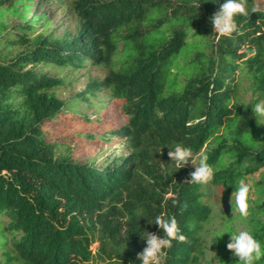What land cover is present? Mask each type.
Wrapping results in <instances>:
<instances>
[{"label":"trees","instance_id":"trees-1","mask_svg":"<svg viewBox=\"0 0 264 264\" xmlns=\"http://www.w3.org/2000/svg\"><path fill=\"white\" fill-rule=\"evenodd\" d=\"M221 3L74 0L81 20L75 33L60 36L57 27L47 28L52 19L37 15L0 35V252L7 264H142V233L163 235L150 222L160 214L175 217L187 237L173 241L162 264L197 261L198 233L212 208L203 185L188 182L195 168L177 169L170 160L177 143L207 155L215 170L211 183L229 195L245 178L252 211L264 210V126L252 109L264 100V14L237 16L239 32L221 37L210 22ZM254 3L248 0L249 8ZM170 24L165 42L143 41ZM16 45L24 48L7 58ZM103 65L111 69L102 81L66 101L54 89L68 77L43 71ZM245 78L253 93L247 108L239 99ZM103 87L129 117L112 131L126 138L127 153L101 164L73 160L58 151L57 139L73 124L102 125L75 107ZM98 225L102 242L111 239L115 246L108 253L101 247V263L91 247ZM255 226L253 235L264 246V222ZM224 259L236 264L232 253Z\"/></svg>","mask_w":264,"mask_h":264},{"label":"rangeland","instance_id":"rangeland-1","mask_svg":"<svg viewBox=\"0 0 264 264\" xmlns=\"http://www.w3.org/2000/svg\"><path fill=\"white\" fill-rule=\"evenodd\" d=\"M73 1L74 0H54L50 5L47 4L46 0L3 1L4 3H0V35L6 33V28L11 29L13 26L31 20L37 15H46L52 19L51 24L47 28L52 29L54 26L57 27L56 33L60 36L66 31L75 33L78 30L81 20L72 9ZM257 4L264 9V0H257ZM201 10H204V8ZM197 18H200V15H198ZM172 27V24L164 26L162 29L154 31L151 35L145 36L143 41L149 44L157 43L155 40L165 42L171 33ZM122 46L123 44L119 43V50H121L120 48ZM23 48L24 46L22 45L8 48L7 51H10V54L7 55V58L14 56ZM1 49L2 48H0V51ZM207 51H210V49L208 48ZM123 54L124 53L120 56L123 57ZM175 68L177 71L189 70L188 67L181 68L175 66ZM110 69V66L103 65L84 67L74 72L70 70V67L59 69L54 66H48L44 67L43 71H48L56 76L64 75L68 77L69 80H67L68 82L66 85L54 89L55 93L66 101L75 99L74 95L80 94L82 90L86 89L90 82L102 81L108 75ZM171 77L172 75H170L169 82L171 81ZM182 78L184 77L182 76ZM250 84L251 80L245 78L240 87L239 99L244 103H248L252 99L253 93ZM75 109L77 110L76 112L87 114L90 118L94 119V123L102 125H71L68 130L61 133L58 137L57 142L60 145L58 151H68L73 160L82 162L96 161L97 164H101L114 154L122 155L127 153L128 141L126 138L116 136L112 131L125 126L129 117L116 105V102L112 98V92L108 88L103 87V89L98 92L97 97L89 98L88 102L80 100ZM88 134H94V141L86 140ZM104 137L108 138L106 140L109 141L102 142L101 140ZM193 153L198 162L202 155V151ZM189 165L195 168V166L191 164V161ZM202 190L206 195L205 201L212 208V213L208 220L204 222L198 233L201 240L199 245L201 252L198 254V260L191 264H233L224 259L226 254L232 253L227 249V244L231 236V233L227 231L244 229L253 234L254 228L256 227L255 225L264 222V210L259 214H255L250 207V214L247 218H241L239 213L233 217L232 205L230 202L231 195L221 186L210 183L209 185H203ZM262 197L264 196L262 195ZM250 205L256 208L255 202H252ZM101 230L100 225L94 229V242L91 246L97 263H101L100 254H105L103 252L104 248H106V253H108L113 250L112 246L115 247L111 239L103 241L106 243L103 245ZM221 234L223 235L218 236ZM101 247H103V249H101ZM0 264H7L1 252Z\"/></svg>","mask_w":264,"mask_h":264},{"label":"clouds","instance_id":"clouds-1","mask_svg":"<svg viewBox=\"0 0 264 264\" xmlns=\"http://www.w3.org/2000/svg\"><path fill=\"white\" fill-rule=\"evenodd\" d=\"M252 13L264 14V9L255 3L249 8L248 0H223L219 10L214 12L210 17L213 32L221 37H231L240 30L236 17L250 18ZM242 105L245 108L248 107L246 103ZM252 109L257 125L264 126V100L254 104ZM170 149L168 156L177 169L187 166L190 161L195 166V170L190 173L191 180L188 181L189 183L209 185L214 180L215 170L208 163L207 155H201L197 162V158L191 147L177 143L174 147H170ZM234 186L235 190L231 193L230 201L233 217L239 213L241 218H247L250 214L249 200L252 185L245 178H240ZM183 207L186 208L187 205L185 204ZM150 222L158 225L163 235L150 231L142 233V238L146 239V246L143 251L138 253V259L142 261V264H162L165 251L173 246V241L185 243L187 242V237L183 234L175 217L160 214L156 215L155 219L150 220ZM227 232L231 233L227 249L232 252L236 264H258L264 258V246L250 231L237 229ZM223 234L218 236H222Z\"/></svg>","mask_w":264,"mask_h":264}]
</instances>
